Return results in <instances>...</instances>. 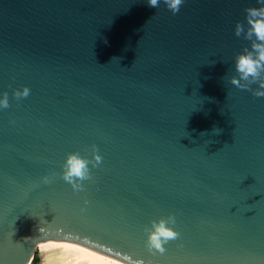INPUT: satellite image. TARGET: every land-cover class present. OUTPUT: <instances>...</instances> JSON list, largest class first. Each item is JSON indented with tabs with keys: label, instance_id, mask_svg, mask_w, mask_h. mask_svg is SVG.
Here are the masks:
<instances>
[{
	"label": "water",
	"instance_id": "water-1",
	"mask_svg": "<svg viewBox=\"0 0 264 264\" xmlns=\"http://www.w3.org/2000/svg\"><path fill=\"white\" fill-rule=\"evenodd\" d=\"M259 6L0 0V264L47 238L129 264H264V97L228 79ZM93 144L102 162L73 191L65 157ZM169 214L179 236L149 251Z\"/></svg>",
	"mask_w": 264,
	"mask_h": 264
},
{
	"label": "clouds",
	"instance_id": "clouds-1",
	"mask_svg": "<svg viewBox=\"0 0 264 264\" xmlns=\"http://www.w3.org/2000/svg\"><path fill=\"white\" fill-rule=\"evenodd\" d=\"M150 7L159 8L161 0H147ZM185 0H163L166 8L175 15L180 11ZM259 7H248L244 11L245 22H237L234 26V35L250 41V48L245 47L240 53L235 55L234 69L237 75L230 76L229 82L238 89H246L252 91L257 97H264V0H257ZM120 59V58H119ZM238 76V78H237ZM257 84V89H251L250 85ZM30 95L28 87H22L19 90H13V96L19 100L27 98ZM7 93L0 98V108H8ZM217 134L221 131L215 129ZM102 162V157L98 154L95 144L91 146V159L82 157L79 152H70L66 155L60 172L61 178L71 185L73 191L83 190V181L91 179V171L89 166L96 168ZM45 184L50 182V178L45 176L42 178ZM87 203V201H85ZM175 223L172 214L167 217H160L149 222L150 227H145L146 247L149 251L155 250L158 253H164L163 245L171 240L177 239L179 233L174 231L169 225Z\"/></svg>",
	"mask_w": 264,
	"mask_h": 264
},
{
	"label": "bare ground",
	"instance_id": "bare-ground-1",
	"mask_svg": "<svg viewBox=\"0 0 264 264\" xmlns=\"http://www.w3.org/2000/svg\"><path fill=\"white\" fill-rule=\"evenodd\" d=\"M35 250L42 255V264H129L69 239L47 238Z\"/></svg>",
	"mask_w": 264,
	"mask_h": 264
},
{
	"label": "rangeland",
	"instance_id": "rangeland-1",
	"mask_svg": "<svg viewBox=\"0 0 264 264\" xmlns=\"http://www.w3.org/2000/svg\"><path fill=\"white\" fill-rule=\"evenodd\" d=\"M33 256L31 263L30 264H42L41 259H42V255H40V253L36 250L33 251Z\"/></svg>",
	"mask_w": 264,
	"mask_h": 264
}]
</instances>
